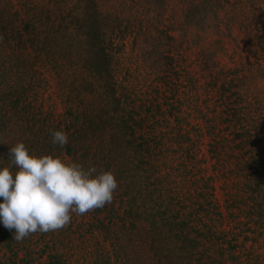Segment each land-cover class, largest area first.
Segmentation results:
<instances>
[{"label": "rangeland", "instance_id": "1", "mask_svg": "<svg viewBox=\"0 0 264 264\" xmlns=\"http://www.w3.org/2000/svg\"><path fill=\"white\" fill-rule=\"evenodd\" d=\"M24 1L0 0L1 9L8 3L16 11ZM32 1L51 16L64 6L62 0ZM215 1L205 13V5L198 10L203 0H96L115 27L107 38L117 95L136 111L135 138L151 152L139 177L114 174L111 204L73 214L68 227L22 243L13 234L10 247L0 238V264H264V226L250 214L255 186L264 188V0ZM75 4L79 0H67ZM8 49L0 44V55ZM77 51L87 55L79 44ZM59 57L36 65L42 81L27 100L40 105L39 116L52 124L48 131L69 134L76 114L108 100L101 90L86 92L84 80L97 82L76 69L77 57L70 66ZM235 107L243 110L241 123L228 116ZM36 124H10L4 148L23 142L30 155L74 162L54 149L52 137L39 142L50 131ZM242 140L253 144L244 148ZM125 148L126 142L121 159ZM6 159L13 173L17 168ZM110 220L124 229L115 233L123 237L120 247L111 243ZM208 229L214 237L203 240Z\"/></svg>", "mask_w": 264, "mask_h": 264}, {"label": "trees", "instance_id": "2", "mask_svg": "<svg viewBox=\"0 0 264 264\" xmlns=\"http://www.w3.org/2000/svg\"><path fill=\"white\" fill-rule=\"evenodd\" d=\"M211 1L210 4L218 3L215 0ZM235 1L241 2L243 0ZM59 2L64 3V6L60 8L58 15L56 13L53 16L44 9L38 10L32 0L24 1V4L16 11L8 3H5L4 10H2L0 3V44L8 43L10 47L0 55V168L6 167V158L9 156L7 151L9 149L4 148L3 134L10 124L20 126L31 123L35 125L38 122L43 130L49 132L48 127L52 124L48 123L47 118L42 119V115L39 116L40 105L27 99L30 93L34 92L41 84L42 77L36 68L40 60L50 59L57 62L60 61L59 56H65L69 66L73 60H76L73 57H77L80 62L76 64L78 65L76 69L85 73L88 71L97 82L84 80L82 86H88L86 92L90 90L92 92L89 93H94L101 90L102 96H106L108 102L101 101L99 107L91 111L86 109L81 112L82 114L80 113L81 115L76 114L72 119L73 121H70L72 125H68L65 129L69 132L71 127L73 128L72 133H67L68 144L63 148L56 145L54 149L63 150L66 157L72 158L74 162L84 165L85 168L96 166L99 170L101 168L99 164L104 163L106 170L114 174L119 172L122 174L121 176L130 175L131 178L133 176V178H137L143 169L139 165L144 164L151 150L149 143H147V148H144L142 143H138L134 131L137 121L134 122L131 116L136 115V111H133L132 107L128 109L129 103H126L125 100L122 101L121 96L117 95L116 92L117 83L112 76L114 56L112 57L108 50L111 48V41L107 38L109 32L115 29V27L110 28V20L112 19L99 10L96 0H79L80 4H75L73 7L67 6V0ZM207 3L209 0H203V4L198 3L199 6L205 5V13L206 8L209 7ZM213 7V5L210 6V8ZM201 8L203 7H199L198 10ZM42 43L48 47H42ZM78 44L87 53L86 56H79ZM76 69L75 73H77ZM75 73L74 76L77 75ZM242 113L243 110L237 107L228 109V116L237 117L235 120L237 122L240 120V123L242 120L238 117ZM243 126L242 135L244 136L246 128ZM109 135L110 139H107ZM242 135L240 133L236 136ZM50 137L49 132L39 142L42 143ZM39 142L35 141L31 145L36 148ZM125 142L127 146L124 150L126 155L123 154L124 158L121 159L120 151ZM241 142L244 148L246 146L251 147L253 144L247 140ZM108 148L110 155L104 153L102 156L101 152L108 151ZM156 148L155 150L158 151ZM30 150L31 148H29V154ZM110 159L111 162L114 161L118 165V169L108 163ZM124 164H131L132 168L123 170ZM138 169L140 170L138 171ZM12 171L15 174L18 169ZM257 185L252 194V197L256 199L252 207L254 212L250 214L251 216L256 214L257 221L264 226V188L260 183ZM135 200L131 199L130 202H135ZM2 202L0 199V203ZM112 212L114 213L115 209ZM158 214L162 218L164 213ZM112 222L110 220V223ZM120 226L119 223H112L110 224L111 229L108 230L110 238H112L111 243L119 247L123 237L119 238L115 233H120L119 236L125 233ZM13 231L15 229L8 230L0 223V238L6 247L11 246L9 241L13 239L15 233ZM201 236L203 240L207 241L214 237L210 229L202 231Z\"/></svg>", "mask_w": 264, "mask_h": 264}, {"label": "clouds", "instance_id": "3", "mask_svg": "<svg viewBox=\"0 0 264 264\" xmlns=\"http://www.w3.org/2000/svg\"><path fill=\"white\" fill-rule=\"evenodd\" d=\"M49 131L53 145L68 144L66 132ZM9 164L18 171L0 168V223L15 229L19 243L35 233L68 227L73 214L83 216L111 204L118 188L111 171L85 168L60 156L30 155L23 142L10 147Z\"/></svg>", "mask_w": 264, "mask_h": 264}]
</instances>
